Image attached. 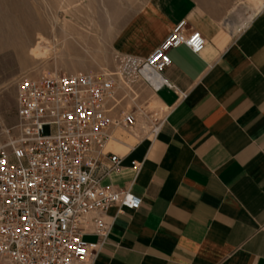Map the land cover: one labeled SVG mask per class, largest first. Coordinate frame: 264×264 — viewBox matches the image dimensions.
Masks as SVG:
<instances>
[{
    "label": "crops",
    "instance_id": "obj_1",
    "mask_svg": "<svg viewBox=\"0 0 264 264\" xmlns=\"http://www.w3.org/2000/svg\"><path fill=\"white\" fill-rule=\"evenodd\" d=\"M251 1L145 0L115 29L119 55L146 58L181 21L205 46L168 50L171 89H148L143 115L111 130L120 169L100 185L129 189L141 206L107 211L90 264H264V0ZM154 107L163 123L148 137Z\"/></svg>",
    "mask_w": 264,
    "mask_h": 264
},
{
    "label": "built area",
    "instance_id": "obj_2",
    "mask_svg": "<svg viewBox=\"0 0 264 264\" xmlns=\"http://www.w3.org/2000/svg\"><path fill=\"white\" fill-rule=\"evenodd\" d=\"M180 46L197 55L205 39L181 21L146 58L120 56L113 75L44 72L18 80L15 124L0 130V264H90L110 233L107 211L140 208L129 189L100 185L120 169L106 146L111 130L132 127L142 110L122 105V84L171 89L162 72L167 51ZM86 235L97 242L86 243Z\"/></svg>",
    "mask_w": 264,
    "mask_h": 264
},
{
    "label": "rangeland",
    "instance_id": "obj_3",
    "mask_svg": "<svg viewBox=\"0 0 264 264\" xmlns=\"http://www.w3.org/2000/svg\"><path fill=\"white\" fill-rule=\"evenodd\" d=\"M144 1L0 0V130L15 124L16 84L22 76L115 74L123 55L112 49L114 31L123 28ZM252 2L248 0V6ZM121 87L122 105L128 109L148 106L150 92L144 85L136 84L131 91ZM132 98L136 100L131 102ZM146 118L142 127L150 137L163 113L154 107Z\"/></svg>",
    "mask_w": 264,
    "mask_h": 264
},
{
    "label": "bare ground",
    "instance_id": "obj_4",
    "mask_svg": "<svg viewBox=\"0 0 264 264\" xmlns=\"http://www.w3.org/2000/svg\"><path fill=\"white\" fill-rule=\"evenodd\" d=\"M248 20V19H247ZM38 51L45 56L46 55V51L44 49L38 48Z\"/></svg>",
    "mask_w": 264,
    "mask_h": 264
}]
</instances>
